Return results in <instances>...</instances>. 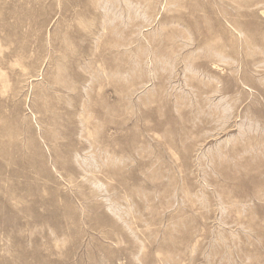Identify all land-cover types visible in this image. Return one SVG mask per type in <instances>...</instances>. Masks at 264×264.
<instances>
[{
	"label": "rangeland",
	"instance_id": "rangeland-1",
	"mask_svg": "<svg viewBox=\"0 0 264 264\" xmlns=\"http://www.w3.org/2000/svg\"><path fill=\"white\" fill-rule=\"evenodd\" d=\"M0 264H264V0H0Z\"/></svg>",
	"mask_w": 264,
	"mask_h": 264
}]
</instances>
